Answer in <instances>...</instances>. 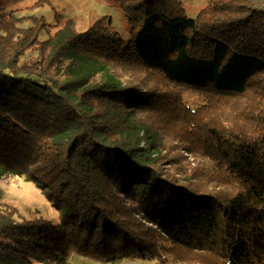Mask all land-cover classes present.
I'll return each mask as SVG.
<instances>
[{
  "label": "trees",
  "instance_id": "trees-1",
  "mask_svg": "<svg viewBox=\"0 0 264 264\" xmlns=\"http://www.w3.org/2000/svg\"><path fill=\"white\" fill-rule=\"evenodd\" d=\"M6 1L0 174L42 186L60 219L0 204V264H145L176 247L187 264H264V0H203L196 17L184 0H108L127 39L102 16L45 40L46 19L24 27Z\"/></svg>",
  "mask_w": 264,
  "mask_h": 264
},
{
  "label": "rangeland",
  "instance_id": "rangeland-1",
  "mask_svg": "<svg viewBox=\"0 0 264 264\" xmlns=\"http://www.w3.org/2000/svg\"><path fill=\"white\" fill-rule=\"evenodd\" d=\"M183 3L190 17H196L198 12L204 7L205 1L203 0H184ZM13 9L19 16H25L21 25L28 27L33 25L32 17H44L48 23L47 28L41 33L40 39H47L50 34H53L61 25L68 19H73L79 30H86L88 27L95 23L100 17L108 16L112 21L113 28L119 31L124 38L129 37V25L128 20L124 16L122 10L117 5L109 2L108 0H7L3 5V10ZM57 12L60 16L57 18ZM60 23L61 25L59 26ZM38 53L35 49L31 48L21 58V62L32 63L38 60ZM141 78L152 85H163L168 88L167 85L163 84L159 75L144 71L140 73ZM126 81H133V78H126ZM137 83H143L140 78L135 81ZM178 88V87H177ZM179 89V88H178ZM187 94V92H186ZM194 99L197 100L196 93H192ZM183 162H193V158L188 153L185 154ZM42 186L37 187L35 183L27 181L21 177L10 173L0 174V204L9 205V207L17 208V217L22 215L25 218H36V216H43L54 222H58L60 219V211L56 209L49 199L43 194ZM127 207L130 206L127 203ZM126 207V209H127ZM137 218V222L141 221V217ZM139 219V220H138ZM135 224L137 222L133 221ZM147 226L150 224L147 223ZM165 239H167L165 237ZM155 243V242H154ZM166 243V242H164ZM184 247L177 248L175 255L178 254ZM173 255V254H172ZM173 255L172 257H175ZM171 257L168 252H163L161 260L148 259L145 260V264H187L182 261L175 260ZM176 258V257H175ZM10 264L14 263L15 260L9 258ZM75 264H87L86 260L70 259ZM11 261H13L11 263ZM163 261V262H162ZM141 264V261H131L127 258H120L117 261H103L94 262L89 261V264Z\"/></svg>",
  "mask_w": 264,
  "mask_h": 264
}]
</instances>
